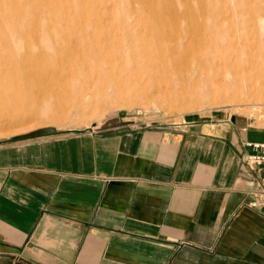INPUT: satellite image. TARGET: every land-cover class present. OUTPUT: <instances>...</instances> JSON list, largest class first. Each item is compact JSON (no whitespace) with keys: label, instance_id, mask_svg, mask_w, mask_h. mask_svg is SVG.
<instances>
[{"label":"crops","instance_id":"0c3cea01","mask_svg":"<svg viewBox=\"0 0 264 264\" xmlns=\"http://www.w3.org/2000/svg\"><path fill=\"white\" fill-rule=\"evenodd\" d=\"M250 122L113 117L0 142V264H264Z\"/></svg>","mask_w":264,"mask_h":264},{"label":"rangeland","instance_id":"374dc122","mask_svg":"<svg viewBox=\"0 0 264 264\" xmlns=\"http://www.w3.org/2000/svg\"><path fill=\"white\" fill-rule=\"evenodd\" d=\"M260 49L264 0H0V142L113 117H259Z\"/></svg>","mask_w":264,"mask_h":264},{"label":"built area","instance_id":"2783aa9c","mask_svg":"<svg viewBox=\"0 0 264 264\" xmlns=\"http://www.w3.org/2000/svg\"><path fill=\"white\" fill-rule=\"evenodd\" d=\"M254 108L255 114H258L259 117L257 115L250 116V124L264 129V104H256ZM248 144L252 150L246 154V162L250 168H255L258 171L256 184L250 189L249 204L264 209V139L249 141Z\"/></svg>","mask_w":264,"mask_h":264},{"label":"bare ground","instance_id":"6f19581e","mask_svg":"<svg viewBox=\"0 0 264 264\" xmlns=\"http://www.w3.org/2000/svg\"><path fill=\"white\" fill-rule=\"evenodd\" d=\"M112 15V14H111ZM166 16V15H165ZM164 16V18H165V22L167 23V24H169L171 21L173 22V21H178V20H180V19H186V18H189L190 16H191V13H188V12H186V11H184L183 13H178V14H174L173 16H172V18L170 19V18H167V17H165ZM83 20V19H82ZM163 20V19H162ZM161 22H163V21H161ZM70 23V22H69ZM74 26V25H73ZM86 26H87V24H86ZM58 27V26H57ZM81 27V26H80ZM62 28V27H61ZM66 28H68V26L66 27ZM45 29V28H44ZM63 29V28H62ZM87 29V28H86ZM99 30H100V28H99ZM43 31V30H42ZM56 31L57 30H55V33H56ZM75 31V30H74ZM78 31H80V30H78ZM85 31V30H84ZM39 32H40V29H39ZM45 32V31H44ZM54 32V30H52V31H50V34L51 33H53ZM70 32V31H69ZM68 33V32H67ZM46 34V33H45ZM59 34V33H58ZM69 34V33H68ZM88 35V34H87ZM104 35V34H103ZM41 36H42V34H41ZM47 36V35H46ZM49 36V35H48ZM96 36V35H95ZM100 36V35H99ZM87 37V36H86ZM98 37V36H97ZM70 38H71V36H70ZM51 39H53V38H51ZM56 39V38H55ZM58 39V38H57ZM72 39V38H71ZM88 40V39H87ZM71 41V40H70ZM96 41V40H95ZM99 41V40H98ZM101 41V40H100ZM95 48H96V46H95ZM85 52V51H84ZM88 53V52H87ZM244 55V54H243ZM258 56H264V49L263 50H259V53L257 54ZM262 58V57H261ZM260 60H262V59H260ZM241 62H242V60H241ZM257 63H258V61H257ZM256 68V72L255 73H249V76L247 77L248 79H250V82L252 83V81H251V79L253 78V76L256 78V79H258L259 77H261V78H264V72H263V70L260 68V67H258V66H256L255 67ZM260 78V79H261ZM241 81V80H240ZM237 82H238V80H237ZM237 86V85H236ZM229 97H230V99L229 100H227V101H236V100H238L239 101V93L238 92H233L232 94H230L229 95ZM226 101V100H225Z\"/></svg>","mask_w":264,"mask_h":264}]
</instances>
